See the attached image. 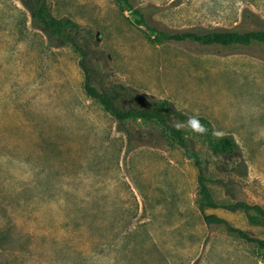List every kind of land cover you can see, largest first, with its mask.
<instances>
[{
    "label": "rangeland",
    "instance_id": "374dc122",
    "mask_svg": "<svg viewBox=\"0 0 264 264\" xmlns=\"http://www.w3.org/2000/svg\"><path fill=\"white\" fill-rule=\"evenodd\" d=\"M47 1L79 23L98 88L124 104L168 99L172 123L203 115L232 136L222 156L186 130L218 202L264 206V42H159L119 0ZM130 2L163 31L264 29V0ZM78 61L22 0H0V264H264L256 244L204 221L182 148L153 121L105 111ZM205 213L264 239L241 211Z\"/></svg>",
    "mask_w": 264,
    "mask_h": 264
},
{
    "label": "trees",
    "instance_id": "16d2710c",
    "mask_svg": "<svg viewBox=\"0 0 264 264\" xmlns=\"http://www.w3.org/2000/svg\"><path fill=\"white\" fill-rule=\"evenodd\" d=\"M126 8L136 15V23L144 25L154 35L156 41H182L190 39L202 45L220 44L223 46L232 44L248 45L253 41L264 42V29L239 31L236 29H215L209 31L185 30L180 32H168L151 26L144 17V13L135 8L130 0H119ZM23 5L29 10L31 18L44 32L50 35L58 44L67 43L79 55V66L83 70L84 92L98 102L105 111L116 120L122 122L126 119H141L153 121L161 128L163 134L171 141L176 142L183 150L184 155L192 161L197 169V183L200 201L198 209L202 212L204 221L208 224H223L226 230L248 242L256 244L264 250V239L252 236L246 230L230 224L225 218L215 213H205V208H223L228 211H241L247 221L253 225L264 228V206L259 203H250L244 200L218 202L208 186L209 160L195 148L193 138L186 130H177L170 120L172 104L168 99L156 100L151 104H124L121 94L117 89H100L93 84L90 76V68L87 65L88 52L85 48L80 25L70 17L54 16L47 0H22ZM124 90L125 88H121ZM198 116L201 124L207 128L203 135L196 133L213 154L229 156L237 149V143L230 135H216L211 121L203 116ZM224 183L223 180H219Z\"/></svg>",
    "mask_w": 264,
    "mask_h": 264
},
{
    "label": "clouds",
    "instance_id": "9594fccd",
    "mask_svg": "<svg viewBox=\"0 0 264 264\" xmlns=\"http://www.w3.org/2000/svg\"><path fill=\"white\" fill-rule=\"evenodd\" d=\"M174 127L177 130H190L201 135L207 132V128L201 124L198 116H190L186 121L176 122Z\"/></svg>",
    "mask_w": 264,
    "mask_h": 264
}]
</instances>
